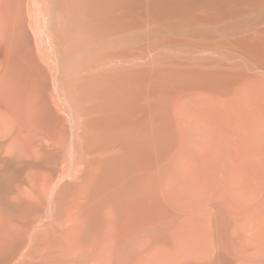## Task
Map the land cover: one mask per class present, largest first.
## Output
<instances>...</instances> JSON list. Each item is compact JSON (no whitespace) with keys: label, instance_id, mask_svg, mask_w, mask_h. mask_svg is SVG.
Listing matches in <instances>:
<instances>
[{"label":"rangeland","instance_id":"1","mask_svg":"<svg viewBox=\"0 0 264 264\" xmlns=\"http://www.w3.org/2000/svg\"><path fill=\"white\" fill-rule=\"evenodd\" d=\"M84 1L0 0V264H264V80L224 105L199 95L201 87L177 88L166 112L171 141L143 171L119 163L115 183L106 144L84 145L76 98L110 73L152 68L160 57L236 65V88L254 75L255 61L217 31L151 39L145 8L131 16L115 9V19H135L127 28L137 41L105 45ZM261 22L248 21L244 32L264 29ZM81 27L92 32L88 48L106 49L67 60ZM129 179L139 185L126 186Z\"/></svg>","mask_w":264,"mask_h":264},{"label":"bare ground","instance_id":"2","mask_svg":"<svg viewBox=\"0 0 264 264\" xmlns=\"http://www.w3.org/2000/svg\"><path fill=\"white\" fill-rule=\"evenodd\" d=\"M82 3L87 5V7L89 5L94 6L93 10H87V16H92L91 13H93L94 21L89 16L90 20L94 22L92 30L94 29L98 32L99 35H97L101 38L95 32L93 33L96 35L95 38L98 37L97 41H100V39L107 40L105 45H108V42H110V45L116 42L129 43V41L135 39L133 34L128 33L129 29L127 28L129 24H131L130 26L137 24L135 23L136 21L134 22L135 19L133 20L132 18L130 23H127L129 20L126 19L122 21L124 16L122 19H118L116 15L117 19H115L113 13L115 9H121L122 13L131 16L137 10L145 8L148 14L147 18L153 24L150 29L148 28L149 30L146 34L151 39H159L161 43L166 44L173 40L171 38H174L172 36L175 34L180 35V33L187 32L189 35L211 37L215 33L221 32L225 36L233 37L234 39L231 40L230 45L242 51L256 63V67H254L256 69L253 70L254 75L237 88L236 82L239 80V74L236 65L230 64L222 68L207 66L204 63L198 65V61L197 65H191L179 60H169L161 57V59L157 60L154 58L152 68L148 66L147 68L138 67V69L129 68L130 70L110 73L105 78L96 81L98 84L94 85V87H90L88 84L85 89L82 87L84 92L79 94L78 97L76 96V98L79 103V109H81L82 115L85 117H83V128L86 133L84 135V145L89 149L93 145L100 147L106 144L107 149L112 152L111 160L115 172L113 178L109 176L113 179V182L117 179V173H119L117 168L119 163L125 164L124 166H127L128 171L130 170L131 172L142 170L145 164L150 162L154 152L165 149L166 143L171 141L172 124L169 122L166 112L170 105H168L169 98L177 88L186 85L201 87L203 91L199 92V95L205 99L208 98L212 103H216L215 105H224L226 103L231 104L229 99L233 103L240 102L244 95H247L244 93L248 92L252 83L264 80V29L257 31L255 34L244 32L243 29L248 21L250 23L254 20H261V24L263 23L264 0H85ZM88 11H91L90 14H88ZM84 24V28H87V24ZM219 24H223V28L219 27L220 30H217L216 26ZM81 28V30H84L83 27ZM81 33L83 37L80 41L73 44L66 53L67 60H71L73 56H76V53L81 54L91 48V30L85 29ZM113 36H117L116 41H113ZM135 40L137 41V39ZM100 42L97 44L100 45ZM83 43L86 49H84ZM88 44H90L89 48ZM98 47L96 49L93 46L94 49H91L97 52ZM102 47L104 46L101 45L99 49L101 50ZM116 50L117 48H114L112 51ZM117 53L115 55L119 54ZM91 84H93V81ZM67 89L71 91L69 86H67ZM229 89L235 90L234 95L230 98L226 95ZM68 93L70 94V92ZM184 105L185 100H182L179 103V107L177 106L181 115H183ZM212 125V128L209 125H205L207 144L211 148L213 145L211 132L216 129L214 124ZM233 126L235 125L233 124ZM217 130L219 133L220 127ZM222 130L223 128L220 133L225 132V130ZM219 135L217 136L219 137ZM183 143L185 144L184 141ZM129 175L124 174L121 178ZM4 176L5 173L0 174V183L2 182L1 179L5 178ZM135 180L129 179L126 182V186L132 187L134 183L137 186L136 183L140 179H137V182Z\"/></svg>","mask_w":264,"mask_h":264}]
</instances>
